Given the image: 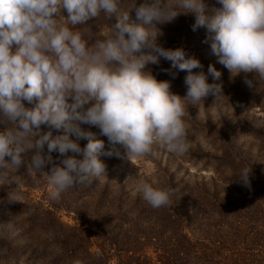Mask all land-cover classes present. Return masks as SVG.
Returning <instances> with one entry per match:
<instances>
[{"label": "clouds", "instance_id": "obj_1", "mask_svg": "<svg viewBox=\"0 0 264 264\" xmlns=\"http://www.w3.org/2000/svg\"><path fill=\"white\" fill-rule=\"evenodd\" d=\"M216 5L139 0L125 8L122 0H0V187L17 185L7 202H20L21 166L28 177L45 176L49 197L57 200L67 189L104 176L102 155L133 162L154 154L155 145L177 155L187 151L188 106L223 96V82L215 65L205 73L195 55L158 42V26L180 14L195 16L193 30L205 29L204 42L230 79L243 74L256 91L264 80V0ZM101 14L111 21L110 31L93 37L81 26ZM161 60L170 62L164 71L173 76V69L187 72L185 96L173 93L170 81L159 80L149 67ZM84 124L107 138V150ZM53 152L62 157L59 164ZM252 178V168L245 166L235 182L251 191ZM135 191L153 209L171 203L170 190L151 182H138Z\"/></svg>", "mask_w": 264, "mask_h": 264}, {"label": "rangeland", "instance_id": "obj_2", "mask_svg": "<svg viewBox=\"0 0 264 264\" xmlns=\"http://www.w3.org/2000/svg\"><path fill=\"white\" fill-rule=\"evenodd\" d=\"M135 2L139 0H122V7L127 8ZM205 2L209 7L218 6L216 0ZM63 14L67 15L66 12ZM194 23L193 14H180L173 22L158 26V42L165 48H184L189 55L200 59L205 73L209 65H215L222 72L223 96L216 100L210 95L199 105L188 106L189 114L186 112L184 118L189 144L187 151L177 155L155 145L154 154L133 162L102 155L105 175L94 179L91 185L67 189L57 200L50 199L51 186L45 176L28 177L26 166H21L16 173L22 176L20 202H7L8 191L17 187L15 182L0 187V264H45L52 261L51 256L63 244L54 239L48 256H43L39 253V246L35 248L36 239L40 237V244L50 242L48 231H59L66 225L71 226L67 237L76 245L81 249L89 246L92 252L103 251L110 264H118L112 243L123 236L125 239L129 237L127 241H130L131 249L150 257H156V250L164 249L165 245L177 244L179 255L181 247H188V264H264V251H261L264 249V80L258 82L255 91L244 83L243 74L230 79L229 72L217 62L210 45L204 42L205 29L194 31ZM110 25L111 21L101 14L95 21H89V25L81 27L87 28L93 37L102 38L109 33ZM154 30L159 32L158 28ZM149 67L159 80L170 81L173 93L181 97L186 95L184 79L187 72L173 69L172 72L177 73L175 76L165 72L164 69L171 68L170 62L165 60ZM209 82H213L211 77ZM41 127L44 132L49 130L46 125ZM81 127L104 140L107 150V138L99 135L97 128L86 124ZM78 142L81 147L88 143L86 139ZM52 156L59 164L60 154L53 152ZM245 166L253 171L252 190L243 189L238 184L237 189L242 188L244 193H236L229 188L234 185L230 179L236 183L240 169ZM50 168L48 165L45 170ZM140 181L170 190L171 203L153 209L135 191ZM203 183L208 187L206 196L216 201L218 207L215 212L190 217L191 208L187 203L191 202L188 196L193 194L189 187L195 188ZM103 190L107 200L100 212L103 216L96 223L84 222L85 216L90 222L88 215L96 217L95 197ZM224 198L226 204H221ZM46 209L50 212L47 213ZM39 213L47 217L44 227L43 223L32 219ZM9 221L11 228L7 227ZM97 225H103L108 233ZM78 228L85 232L80 234ZM184 233L196 245L190 247L183 238ZM175 258L178 259V255Z\"/></svg>", "mask_w": 264, "mask_h": 264}, {"label": "trees", "instance_id": "obj_3", "mask_svg": "<svg viewBox=\"0 0 264 264\" xmlns=\"http://www.w3.org/2000/svg\"><path fill=\"white\" fill-rule=\"evenodd\" d=\"M98 131V130H97ZM221 181V180H219ZM230 183L234 184L229 185V188L232 191H235L236 193H244L242 192V188L241 189H237V186H239L237 183L233 182V179H230ZM207 185L206 183L201 184V185H197L195 188H191L189 187L190 192L193 194L192 197L188 196L189 200H191L190 203H187L188 207L191 208L190 209V213L188 214L190 217L197 215V214H201L202 212H215V210L217 209L218 205L216 201H213L212 199H209L206 196L207 193ZM216 187H214L215 189ZM244 189V188H243ZM188 189H186V191H189ZM105 190H103L102 192L99 191V193H97L96 197L97 198L95 200V205H94V210L97 211L96 213V217H93L91 215H88L89 218H91V222L87 219L88 217H84L83 220L84 222H88V223H96L100 220L99 217H102L103 213L100 214V212L103 211L104 205L107 203L106 198L104 197V192ZM189 193V195L191 194ZM246 194V193H245ZM248 194V193H247ZM256 196V194H254ZM178 202V200H177ZM109 204L112 205L111 202H108ZM221 204H226V199L224 198L223 200L220 201ZM263 213L264 214V209ZM110 210H107L106 212H108ZM46 212L49 213V209H46ZM203 215V214H202ZM47 217H45L44 213H39L37 214V216H33V220H36V223H43L41 224L42 227L45 226L46 224V219ZM95 218V219H94ZM96 218H99L98 220H96ZM56 222H58L57 220H55ZM49 222V221H48ZM34 223V222H33ZM59 223V222H58ZM61 224V223H60ZM100 226L99 228L104 231L105 233H108V230H104L103 225H97ZM64 227V226H63ZM71 228V226L66 225V227H64L63 229H60L59 231H54V232H50L51 230L48 231V238H51L52 240L50 242L47 241L43 242V244L38 243L40 242V237H37V245L35 246V248L39 246V249L41 252H39L40 254H42L43 256H48V251L51 248V245L54 241V239H58L60 244H63V246H59L57 248V250L55 251L54 255L51 256L52 261H49L45 264H73L70 260H73L72 257H77L76 259H79L82 261V264H110L109 261L110 259H108L106 256V254H104V252H98V251H91L89 246L81 249L80 246L76 245L71 238L67 237L66 233H69V229ZM78 231L80 234L84 233V229H80L78 228ZM183 238L187 239L186 243H188L190 245V247H193V244L190 241V238L184 233L183 234ZM119 241L118 242H113V251H115V254L117 256V260H118V264H188V260H189V253L190 251L188 250V247H181V255L180 254V249H178V245H163L164 249H159L156 250V257H150L147 256L145 253V255L143 254L142 251H138L136 249H131L132 247H129V242L127 241L129 239V237L127 236V238L125 239V237L123 236V238L121 239L120 237L117 238ZM42 240V239H41ZM127 241V242H126ZM262 242L264 244V237L262 239ZM74 243V245H73ZM264 248V246H263ZM251 248H249L248 250H250ZM262 252L264 251V249L261 250ZM80 254L82 255V257H80ZM84 254V255H83ZM176 255H178V259L175 258ZM75 260V259H74ZM187 262V263H186Z\"/></svg>", "mask_w": 264, "mask_h": 264}]
</instances>
